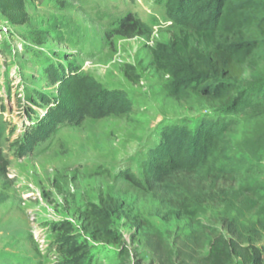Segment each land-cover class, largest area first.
I'll list each match as a JSON object with an SVG mask.
<instances>
[{"label":"rangeland","instance_id":"374dc122","mask_svg":"<svg viewBox=\"0 0 264 264\" xmlns=\"http://www.w3.org/2000/svg\"><path fill=\"white\" fill-rule=\"evenodd\" d=\"M130 13L148 29L125 37L117 31ZM172 22L167 0H0V150L8 160L0 174V264H155L147 233L163 234L175 249L195 231L207 237L189 218H170L153 192L125 174L144 182V160L164 127L196 126L202 113H212L195 98L170 96L168 76L154 64L152 48L182 30ZM55 72L92 77L123 92L133 108L79 124L65 116L51 123L49 110L59 102ZM230 119V151L241 169L234 187L243 201L251 199L250 187L264 197V148L253 145L254 155L244 142L264 131V110ZM106 196L122 207L114 219L119 243L98 242L83 226L82 213ZM250 206L255 210L237 216L242 225L264 219V198ZM225 214L224 205H211L200 221L222 229ZM258 245L264 264V233ZM235 264L250 263L238 257Z\"/></svg>","mask_w":264,"mask_h":264},{"label":"trees","instance_id":"16d2710c","mask_svg":"<svg viewBox=\"0 0 264 264\" xmlns=\"http://www.w3.org/2000/svg\"><path fill=\"white\" fill-rule=\"evenodd\" d=\"M167 11L182 30L152 48L154 64L168 76L170 96L184 101L195 98L212 113H202L196 126L184 122L164 127L161 140L144 160V182L129 170L125 174L134 186L153 192L160 205L171 210L170 218H189L208 233L206 237L195 231L176 249L163 234L147 233L146 245L155 264H235L238 257L245 263L263 264L258 242L264 219L242 225L237 216L245 209L255 210L250 202L264 197L260 189L250 187L252 197L243 201L234 187L241 169L230 151L235 124L230 118L233 114L253 118L264 110V0H167ZM141 28L148 29L130 13L117 32L132 37ZM54 75L59 102L49 110L51 123L65 116L79 124L88 117L117 116L133 108L123 92H110L92 77ZM257 135L258 139L244 141L254 155L253 145L264 148V131ZM7 167L0 150V174H6ZM211 205L225 207L222 229L200 221ZM120 213L117 199L102 197L82 213L83 226L98 242L119 243L122 234L115 229L114 219ZM208 237L204 254L201 250ZM72 244L66 242L65 249Z\"/></svg>","mask_w":264,"mask_h":264}]
</instances>
